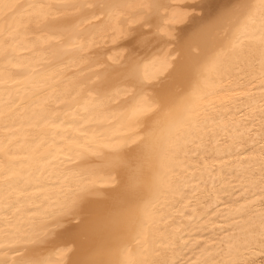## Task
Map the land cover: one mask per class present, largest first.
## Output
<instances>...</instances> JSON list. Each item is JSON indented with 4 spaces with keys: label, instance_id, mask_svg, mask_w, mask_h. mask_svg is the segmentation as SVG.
<instances>
[{
    "label": "bare ground",
    "instance_id": "6f19581e",
    "mask_svg": "<svg viewBox=\"0 0 264 264\" xmlns=\"http://www.w3.org/2000/svg\"><path fill=\"white\" fill-rule=\"evenodd\" d=\"M15 2L0 0V5ZM54 2L19 0V6L11 10L0 6V43L11 30L19 35L27 49L14 53L28 65L27 79L20 85L21 111L56 108L55 114L66 122L56 129L44 127L30 131L26 139L30 141L39 135L38 143L48 141L49 146L43 151L56 148L58 154L63 145H54L53 137L59 142L62 137L67 141L69 136L75 139L87 133L89 141L94 140L97 147L121 142L116 141L117 137H130L124 151L136 159V164L129 169L109 171L97 157L94 171L78 170L73 174L64 168L29 161L25 193L16 197L22 216L40 205L48 208L55 200L54 194L61 188L67 189L69 181H91L99 191L79 204L75 218L57 214V223L47 221L44 231L39 227L25 230L28 238L22 236L12 247L18 249L21 258L39 252L55 262L60 259L57 249L64 247L66 241L76 239L80 255H86L88 247L96 243L104 245L113 260L123 259L127 251L135 264H176L177 261L189 264L201 255L197 245H211L219 239L221 225L227 226L222 219L226 215L224 205L239 197L241 182L236 179L232 165L236 150L232 155H225V147L217 150L216 143L228 135L227 129L233 128L234 123L248 117V100L241 103L238 97L249 93L258 98L259 81L253 80L255 73H241L231 82L214 75L207 97L194 99L192 104L193 117L206 109L218 108L216 126L205 136L206 141L210 136L212 142L193 147L178 159L172 154L170 144L185 135L181 118L159 129L145 128L146 121L133 110V97L139 91L136 85L142 81L153 83L155 91L188 87L195 78L191 69L210 62L221 46L232 39L222 28L204 30L229 7V0H162L166 8L149 13L137 23L124 21L139 11L135 7L138 0H114L116 9L111 15L88 24L84 21L91 19V14L87 13L80 17L82 27L73 29L63 24L45 27L30 23L40 9L29 5ZM181 8L189 15L179 23H170L173 12ZM56 19L62 21L65 17ZM118 25L121 30L114 33ZM52 51L60 54L53 57L48 54ZM81 55L86 59L81 61ZM166 71H171V75L165 76ZM95 74L106 78L105 92L112 96L102 105L97 103V92L92 88L97 82ZM250 80L255 88L249 84ZM60 81L63 86L56 89L55 84ZM73 86L76 91L69 98L65 93ZM147 91L155 94L153 89ZM58 95L64 96V101L58 106L50 103ZM92 105L96 107L85 112V106ZM82 117L86 119L81 121ZM145 136L155 145V151L141 155L135 143ZM247 143L250 147L251 140ZM129 180L135 183L132 194L123 192V185ZM116 207L120 211L119 223L109 225L107 220ZM237 242L240 245L237 258L242 264H260L258 242L254 250L252 247L246 250L240 234ZM7 258L17 259V254L8 252ZM3 259L5 256L0 253V261Z\"/></svg>",
    "mask_w": 264,
    "mask_h": 264
},
{
    "label": "snow or ice",
    "instance_id": "6c2138e0",
    "mask_svg": "<svg viewBox=\"0 0 264 264\" xmlns=\"http://www.w3.org/2000/svg\"><path fill=\"white\" fill-rule=\"evenodd\" d=\"M0 6L11 10L19 6V0ZM29 7L40 9L39 13L31 18L30 23L45 27L63 24L73 29L78 25L83 26L80 17L87 13L91 14V19L84 22L91 24L93 21H101L116 9L114 0H55L54 3L29 5ZM135 7L139 11L124 23H137L149 13L167 6L162 0H138ZM188 15L189 13L183 8L174 11L170 23H179ZM56 17H65V19L58 21ZM209 28H222L231 34L232 39L221 46L210 62L191 69L195 78L187 88L155 91L153 83L142 81L137 84L139 91L133 97V110L146 121L145 128L150 127L153 130L172 125L177 117L181 118L186 129L185 135L170 144L172 154L178 159L193 147L207 146L212 142L210 136L207 141L205 136L216 126L218 108L206 109L193 117L192 104L194 99L207 97L208 89L213 87L210 81L214 75L219 76L222 81L231 82L234 77L239 78L241 73L246 75L255 73L253 80L259 81L258 98L249 93L238 97V102L241 103L245 99L248 100V117L240 123H234L233 128L227 129L228 135L217 140L216 143L217 150L221 146L225 147V155H232L233 150H236V154L232 155V165L236 179L241 182L239 197L231 204L224 205L226 215L222 219L227 226L221 225L219 239L213 240L211 245L206 244L203 247L197 245L201 255L189 264H242L237 258L240 247L237 234L242 236L246 250L247 247H252L254 250L255 244L259 243L260 264H264V0H229V7L222 10L204 30ZM120 30L118 25L113 32ZM18 50L27 49L20 42L19 35L9 30L0 43V58H2L0 64V253L5 256L0 264H135L129 252L125 251L123 259L113 260L109 258L106 247L96 243L88 247L86 255H80V245L76 239L66 241L64 247L57 249L60 259L55 262L41 256L39 252L21 258L18 249L12 247L22 236L28 238V232L25 230H35L39 227L44 231L47 229V221L57 223V214L75 218L78 215L75 209L79 204L99 191L91 181H69L67 189L61 188L54 194L55 200L48 208L40 205L34 211L29 209L22 216L16 197L25 193L24 186L28 183L27 177L30 175L29 161L35 160L48 167L64 168L73 174L78 170L90 173L94 171L93 166L97 157L100 158L101 166L109 171L117 168L129 169L136 164V159L129 157L124 151L125 146L131 141L130 137H117L116 141L121 142L107 143L102 147H97L94 140L89 141L87 133L75 139L69 136L67 141L62 137L59 142L53 137L54 145L57 143L63 145L59 148L58 154L56 148L43 151L49 145L47 140L38 143L39 135L30 141L26 139L30 131L44 127L52 130L66 122L55 114L56 108L51 111H21L20 85L22 80L27 79L28 65L14 55ZM48 54L55 57L60 52L52 51ZM85 59L84 55L80 56L81 61ZM95 75L97 82L93 83L92 88L97 92V103L102 105L106 100H111L112 96L105 92L108 87L106 78L99 74ZM168 75H171V71L165 72V76ZM253 80H250L249 84L255 88ZM62 86L63 81L55 84L56 89ZM148 89H153L155 94H150ZM75 91L76 86H73L65 95L71 98ZM63 101L64 96L58 95L55 101L50 103L58 106ZM44 107L47 109L48 105ZM94 107L96 105L85 106L84 110L88 112ZM84 119L86 118L82 117L81 121ZM81 121L75 123L79 124ZM56 135L59 136L60 133L56 132ZM248 139L251 140L250 147L247 143ZM135 147L140 149L141 155L146 151H155V145L149 142L148 136L136 142ZM239 149H243V152ZM109 179L112 177L109 176ZM134 189V180H129L123 185V192L126 194L134 193ZM192 195H196L195 190L192 191ZM44 203L48 204L49 201ZM119 220L120 211L119 207H116L107 223L116 225ZM8 252L16 253L17 259H8ZM176 264L180 262L177 261Z\"/></svg>",
    "mask_w": 264,
    "mask_h": 264
}]
</instances>
